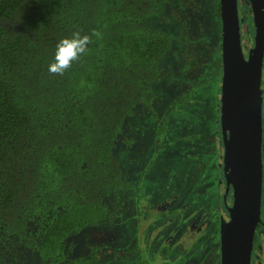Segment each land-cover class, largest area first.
I'll return each instance as SVG.
<instances>
[{"label":"trees","instance_id":"16d2710c","mask_svg":"<svg viewBox=\"0 0 264 264\" xmlns=\"http://www.w3.org/2000/svg\"><path fill=\"white\" fill-rule=\"evenodd\" d=\"M168 1L0 0V264H101L74 239L115 224L111 188H133L116 154L168 76L173 38L146 21ZM93 31L79 62L49 73L61 39Z\"/></svg>","mask_w":264,"mask_h":264},{"label":"rangeland","instance_id":"374dc122","mask_svg":"<svg viewBox=\"0 0 264 264\" xmlns=\"http://www.w3.org/2000/svg\"><path fill=\"white\" fill-rule=\"evenodd\" d=\"M218 7L220 0H169L161 13L146 18L173 38L163 60L168 76L153 85L154 113L138 109L128 121L124 135L131 146L120 142L117 149L133 188L110 189L120 207L115 224L84 231L74 239L76 252L98 245L101 264H220L219 224L229 217L223 202ZM239 16L247 53L253 43L249 0H239ZM262 82L264 89V72ZM258 232L252 264L264 259V229Z\"/></svg>","mask_w":264,"mask_h":264},{"label":"water","instance_id":"95a60500","mask_svg":"<svg viewBox=\"0 0 264 264\" xmlns=\"http://www.w3.org/2000/svg\"><path fill=\"white\" fill-rule=\"evenodd\" d=\"M254 45L245 57L238 0H220L222 23L221 134L223 202L229 218L221 219L220 264H252L256 230L263 204L264 0H249ZM232 189V203L228 194Z\"/></svg>","mask_w":264,"mask_h":264},{"label":"clouds","instance_id":"9594fccd","mask_svg":"<svg viewBox=\"0 0 264 264\" xmlns=\"http://www.w3.org/2000/svg\"><path fill=\"white\" fill-rule=\"evenodd\" d=\"M93 31L91 35H81L74 32L71 37L61 39L56 45L53 61L48 66L52 75H63L72 68L75 62H79L83 55L89 51L88 46L92 43V36H99Z\"/></svg>","mask_w":264,"mask_h":264},{"label":"flooded vegetation","instance_id":"af4514ba","mask_svg":"<svg viewBox=\"0 0 264 264\" xmlns=\"http://www.w3.org/2000/svg\"><path fill=\"white\" fill-rule=\"evenodd\" d=\"M239 1V0H238ZM250 6H251V4H250ZM252 14H253V12H252ZM241 25V24H240ZM254 31H255V29H254V26H252V33H253V37H252V40H253V43H252V47H253V45H254ZM251 47V48H252ZM242 48H243V50L245 51V49H247L248 47H244L243 46V44H242ZM251 48H249L248 50H247V53L245 52H243L244 53V55H245V57L246 58H248V56H249V51H250V49ZM263 72H264V60H263ZM262 81H263V76H262ZM263 83V82H262ZM263 88V87H262ZM264 90V89H263ZM263 95H264V93H263ZM223 144V143H222ZM228 197H229V200L230 201H232V189L229 191V194H228ZM232 203V202H231ZM226 209V208H225ZM226 211H227V209H226ZM263 212H264V182H263V204H262V221L264 222V218H263ZM227 213H228V211H227ZM228 217H229V215H228ZM261 226H263V228H264V223H261V224H259L258 225V227H257V230H256V234H255V239H254V246H253V254H252V261H253V259H254V257H255V248H256V246H257V244H258V241H257V239L259 238V235L257 234V232H258V228H260ZM219 228H220V224H219ZM220 230V229H219ZM260 230H262V229H260ZM259 233V232H258ZM256 235L258 236V238H256Z\"/></svg>","mask_w":264,"mask_h":264}]
</instances>
